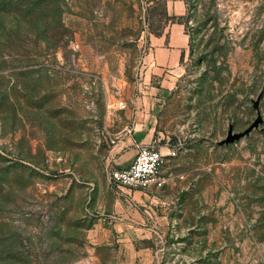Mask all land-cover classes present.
I'll return each mask as SVG.
<instances>
[{"label":"rangeland","instance_id":"rangeland-1","mask_svg":"<svg viewBox=\"0 0 264 264\" xmlns=\"http://www.w3.org/2000/svg\"><path fill=\"white\" fill-rule=\"evenodd\" d=\"M184 3L174 19L160 0H0V264H116L127 222L146 264H264V0ZM166 20L187 52L157 114L164 186L148 208L106 169L146 32ZM261 88V121L216 145L255 118Z\"/></svg>","mask_w":264,"mask_h":264},{"label":"crops","instance_id":"crops-1","mask_svg":"<svg viewBox=\"0 0 264 264\" xmlns=\"http://www.w3.org/2000/svg\"><path fill=\"white\" fill-rule=\"evenodd\" d=\"M162 1L163 17H173L177 19L185 12L184 0H160ZM159 16V14H158ZM147 49L143 53L141 74L142 80L139 84L140 92L133 101V110L130 123L123 127L108 151L110 160L117 168L125 167L129 164L136 152V145L146 144L152 138L157 141L156 147L161 152L163 147H159V138L156 136L155 125L157 114L160 110L165 90L170 87L174 77L180 73V59L184 58L187 52V36L183 32V26L177 21L166 20L157 30V33L146 32ZM150 78L156 80V85L149 82ZM169 151L168 148H166ZM163 155V154H162ZM160 175L161 171H160ZM161 187L148 186L142 189H115L116 194L127 193L132 200L140 201L149 208L147 203L150 194ZM114 189V188H113ZM137 214V212H136ZM137 223H140L138 220ZM118 231L127 230L119 234V241L115 254L114 262L116 264H146L149 261L146 248L135 249L132 243L122 240H128L126 234L133 235L131 229H136L132 222L115 224ZM130 228V230H129ZM146 236H141L145 239ZM132 238V237H131Z\"/></svg>","mask_w":264,"mask_h":264},{"label":"built area","instance_id":"built-area-1","mask_svg":"<svg viewBox=\"0 0 264 264\" xmlns=\"http://www.w3.org/2000/svg\"><path fill=\"white\" fill-rule=\"evenodd\" d=\"M116 139V138H115ZM113 144L114 140H110ZM157 141L152 138L146 144L136 145V152L125 167L109 165L106 169V181L115 189H142L148 186L161 187L164 183L160 175L163 155L156 147ZM173 155V152H168Z\"/></svg>","mask_w":264,"mask_h":264},{"label":"water","instance_id":"water-1","mask_svg":"<svg viewBox=\"0 0 264 264\" xmlns=\"http://www.w3.org/2000/svg\"><path fill=\"white\" fill-rule=\"evenodd\" d=\"M261 95H262V88L257 94L255 100L252 101V108L255 110L256 115L255 118L250 122V124L245 129L239 132L232 131V124H228L227 130L225 132V136L222 139L216 141L215 142L216 145H226L235 140H238L240 137L246 135L250 130H252L257 126V124L261 121L257 107L258 100L260 99Z\"/></svg>","mask_w":264,"mask_h":264}]
</instances>
